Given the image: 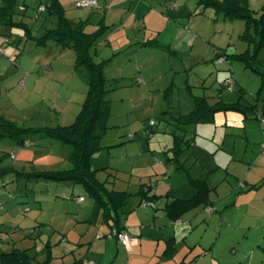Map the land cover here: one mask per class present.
Here are the masks:
<instances>
[{"label":"rangeland","instance_id":"rangeland-1","mask_svg":"<svg viewBox=\"0 0 264 264\" xmlns=\"http://www.w3.org/2000/svg\"><path fill=\"white\" fill-rule=\"evenodd\" d=\"M99 1L98 6L80 7L77 0H62L73 22L89 19V31L98 28L93 24L96 22L108 26L96 46L98 53H94V58L109 59L105 74L112 110L109 129L102 139L104 148L92 156L91 166L109 188L132 193L130 212L127 208L122 213V225L130 226L134 234L147 226L145 234L139 236L140 244L126 246L111 234L103 210L93 221L95 198L81 183L23 178L14 172L2 177L1 170L9 168L31 172L67 169L72 165L70 145L43 137L42 132H32L27 142L20 144L9 135L4 136L0 125V201L3 203L0 236L4 239L0 251L15 246L29 249L35 256L33 264H46L50 242L53 258L48 264H71L76 260H82L81 264H264V123L261 119L248 117L239 122L237 112L222 111L213 122L193 125L191 130L195 134L188 133L187 137L195 136V145L181 159L192 166L194 177H207L215 187L214 206L211 211L201 206L187 212L175 224L162 209L166 201L191 198L195 194L185 168L178 169L179 164L168 159L166 151L173 144L174 126L169 122L173 118H164L163 112L169 106L172 107L169 116L190 112L194 94L206 95L212 103L220 98L232 102L242 87L246 100H257L259 73L234 57L222 63L214 60L218 48L230 54L250 49L247 55L252 54L253 45L242 36L246 21L224 19L215 14L214 8L201 6L198 0H138L154 5L170 17H174L173 10L174 13L181 10L185 17L179 13L178 26L182 24L187 30H191V21L196 27L205 24L206 32L217 30L215 41L212 39L207 44L210 52L204 62L185 70L182 58L165 48H152L145 54L144 47L145 52L136 44L127 47L131 41L144 40L148 31L143 20L130 18L133 0H116L115 4L113 0ZM248 1L262 13L264 0ZM47 2L18 0L20 7L15 18L25 20L35 37L55 26L53 16L39 11V6ZM149 9L142 6L137 13L143 18ZM173 20L162 23L169 27L164 34L166 40L171 37ZM224 20L232 23V29L225 26ZM156 34L153 31L147 39ZM109 35L111 44H107ZM125 37L131 40L126 41ZM117 51L120 52L115 57ZM259 56L264 58V49ZM138 60L142 63L140 69ZM227 78L234 90L223 88ZM88 81L89 71L78 65L74 48L62 47L53 39L47 45H39L26 29L0 27V124L5 119L20 127L40 130L70 125L86 100ZM173 81L177 87L168 103L165 89ZM186 81L195 85L191 92L185 87ZM254 183L261 185L251 187ZM142 186H152V194L162 195L155 205L147 208L149 215L143 213L145 209L138 195ZM81 196L86 199L82 203L78 200ZM183 227L184 232L179 230ZM162 234L168 238L159 239ZM170 238H175L177 247L172 257L164 256Z\"/></svg>","mask_w":264,"mask_h":264},{"label":"trees","instance_id":"trees-1","mask_svg":"<svg viewBox=\"0 0 264 264\" xmlns=\"http://www.w3.org/2000/svg\"><path fill=\"white\" fill-rule=\"evenodd\" d=\"M198 3L205 8H214L216 14L224 19L233 20L237 18L246 21V31L242 36L251 46L253 45L252 54L247 55L250 49L241 54H228L218 49L216 59L219 60L224 57V60L228 61L230 57H234L244 61L246 66L260 74L261 85L255 101L246 100V91L242 87L238 89V98L232 102H226L223 98H220L215 103H212L208 96L194 94V108L190 112L180 116H169L172 110L171 106L163 112L164 118H173L167 121L174 126L171 129L173 144L166 151L168 159L169 161H176L179 164L178 169L185 168L189 182L195 188V194L191 198H174L165 205L166 215L174 222L180 221L187 212L201 206L211 211L213 204L212 192L215 187L211 185L207 177H194L191 172L192 166L181 159V157L189 155L191 147L195 144V136L187 137L188 133L195 134L191 130L193 125L213 122L216 114L222 111H235L243 114L245 118H259L264 123V58L259 56V52L264 49V5L262 13L259 14L257 10L250 6L248 0H198ZM19 5L18 0H2L0 2V27L26 29V33L30 38L36 39L39 45H47L49 40L53 39L62 47L74 48L78 55V65H84L89 71V90L81 111L76 120L70 125H61L55 128L48 127L40 130L20 127L14 122L5 119L0 124L3 127V135H9V137L20 144H25L32 132H42L43 137L70 145L71 154L69 158L72 165L70 168L33 170L31 172L9 168L1 170V176L4 177L7 173L14 172L23 178H43L44 180L74 182L85 185L95 198L93 221H96L99 213L103 210L104 220L112 227L111 234L118 238V235L114 234V232H125L126 226L122 225V213L124 214L127 208V212H130L132 193L126 190L109 188L105 181L98 178L97 170L91 166L92 156L104 148L102 139L109 129V118L112 110V103L109 98V80L105 74V64L109 59L97 61L94 58V53H98L96 46L103 38L105 28L108 26L104 24L105 22H99L96 24L98 28L89 31L87 29L88 24H90L89 20L73 22L67 16L65 7L60 0H48L44 4L46 6L45 10L40 11V13L43 15L44 12H47L48 15L53 16L55 18V26L47 28V31L40 37H35L31 27L25 20H16L15 15L18 7H20ZM12 31L11 33H13ZM143 45L150 47L162 46L157 37L143 42ZM171 54L174 53L171 52ZM227 81H229V78L223 83V88H228ZM188 86L191 88L190 85ZM175 88L176 83L173 81L165 89V98L168 103H170ZM228 89L234 90L233 88ZM260 100L263 104L259 102ZM29 145L32 144L28 143ZM172 151L173 154L169 155V152ZM260 185V183H254L251 187H259ZM152 188V186H142L139 190L138 195L141 197L143 206L155 205L154 203H156L157 199L162 196L157 193L152 194ZM50 248L51 243L49 242L47 259L44 260L46 264L50 263L53 258ZM176 250L175 238L167 240L164 256L172 257ZM34 258L35 256L29 253V249L16 246L10 250L0 251L1 264H33ZM82 262V260H76L71 264H81Z\"/></svg>","mask_w":264,"mask_h":264},{"label":"crops","instance_id":"crops-1","mask_svg":"<svg viewBox=\"0 0 264 264\" xmlns=\"http://www.w3.org/2000/svg\"><path fill=\"white\" fill-rule=\"evenodd\" d=\"M146 1L152 2L153 0H146ZM146 1H144V4H143V1L139 2L138 0H133V2L131 3V6H130L131 7V11L133 13L130 16V18L135 17L136 20H143L144 28H146V30H148L150 32V34L148 33V31H146V34H145V37L146 38L144 40H142V41L141 40H136L135 42H132L131 41V43L127 47H131L132 45H135L136 44L138 46V49L141 48L140 50H142V52H145V51H143V47H144V48H146L145 49L146 50V53L145 54H147V50H153L152 48H165V49L171 51L172 53H174L172 55H176V57H181L182 58L183 63H184L183 64V68L185 70H187L188 68H191L193 65H196V64H199L201 62H204V60L207 57V53L210 52V45H207V44H209V42H211L212 39H213V41H215L216 35L218 33L217 30H214V32H212V33L210 31L206 32L204 30V28L206 27L205 24H203V23L201 24L200 23V25L196 27V26H193L194 22H192V21L190 22L191 30H187V29H185V27H183L182 24H180L178 26L177 20L180 19L179 13H181V14L183 13V12H180L181 10L178 9L175 12L176 14L174 13V10H173V16L174 17H170L167 14L162 13L158 9L154 8V5L153 6L152 5H149L148 2H146ZM61 2H62V0H61ZM115 3H116V0H113V4H115ZM98 5H100V1L99 0H98ZM142 6H149L150 7L149 13L147 14V16H145L143 18H142V16H141L140 13H137L138 9H140ZM111 8H114V7H111ZM152 14H154V15H152ZM215 14H216V12H215ZM182 15H183V17H185V13H183ZM168 19H169V22L172 19H174V20H173V27H172L173 30H172V32L170 31L171 33L169 32V34H171V37L168 40H166L167 39V36L165 35L166 36L165 37L164 34L168 30L169 27L163 26V24H164V22L166 23V20H168ZM81 20H84V19L82 18ZM169 22H168L167 26L169 25ZM223 22H224L225 26H227V25L229 27L231 26L230 28L232 29V23H230L231 24L230 25L229 23H227L228 21H225L224 20ZM93 24H94V26H96L97 22L96 23H93ZM182 28H184V29H182ZM153 31L157 32V34L155 35V37H157L159 39V41L162 44V46H160V47H150V46L143 45V42L152 39V38H150V39H147V38L148 37H152ZM223 31L224 30L221 28V32H223ZM108 39H109V41L107 42V44H111L110 41H111L112 37L110 35L108 36ZM125 40L126 41L127 40H131V37H129V38L127 37ZM216 43H217V40H216V42H214V44H216ZM123 45H125V44H123ZM207 46H209V47H207ZM120 47H123V46H120ZM218 49H220V48H218ZM218 49H216V51H215V54L216 55H217V50ZM197 50H199V51H197ZM120 51L114 52L115 53V57H117L116 55ZM226 53L230 54L228 51ZM216 55H215L214 60L216 59ZM150 57H151V53H150ZM146 60H148V62H151L150 59H147L146 58ZM145 63H147V62H145ZM137 66H138V69H140L142 67V63L139 61L137 63ZM217 78H219V76H217ZM185 83H186V86L185 87H186L187 91L188 92H191L192 91L191 88L193 86H195V85H192L191 83H188L187 81ZM188 85H190L191 88H189ZM176 87H177V83H176ZM175 90H176V88H175ZM219 114L221 115V112H218L216 114L215 118ZM238 114L240 116V117H238L239 122H241L242 120L247 119V118H245V116L243 114H241V113H238ZM84 201H82V202H84ZM167 203L168 202L166 201L165 205ZM165 205H164V207H165ZM213 206H214V201H213L212 207ZM148 207L149 206H144V209H145V210H143V213L144 214H147V215L150 214V213H146V211L147 212L149 211L147 209ZM164 207L162 208L163 210H164ZM165 214H166V212H165ZM159 217L160 216L157 215L156 216V219L158 220ZM170 221H171L172 224H175L176 223V222H174L172 220H170ZM177 222H179V221H177ZM154 224H155V222H154ZM2 227H3V224L0 222V231H2ZM146 227L147 226H145L144 229H141V231H139L136 234H134L131 231L130 226H126V229H124V231L127 232V233H129L131 235L132 240H133V242H132L133 244H137V243L140 244V241L141 240L139 239V236H143L145 234ZM179 230H181V231L184 232L185 231V227H183V228H181ZM155 235H159V234H155ZM183 235H185V234H183ZM163 238L164 239H167L168 237H164L163 234H162L161 237H159V239H163ZM170 239H172V238H170ZM0 240H1L0 241V247H1V244L3 243L4 239L0 236Z\"/></svg>","mask_w":264,"mask_h":264},{"label":"built area","instance_id":"built-area-1","mask_svg":"<svg viewBox=\"0 0 264 264\" xmlns=\"http://www.w3.org/2000/svg\"><path fill=\"white\" fill-rule=\"evenodd\" d=\"M77 2H78V6H80V7H94V6H98V0H78ZM45 8H46V6L44 4H42V5L39 6V11H43V10H45ZM224 61H225L224 57H221L218 60V62H220V63H222ZM226 84H227L228 88H230V89L232 88L230 80L227 81ZM78 200L80 202L84 201V197L81 196V197L78 198ZM1 205H2V202L0 201V206ZM114 234H117L118 238L120 239V241L126 246L130 245L133 242L132 237L129 235V233H126V232H120V233L114 232Z\"/></svg>","mask_w":264,"mask_h":264}]
</instances>
